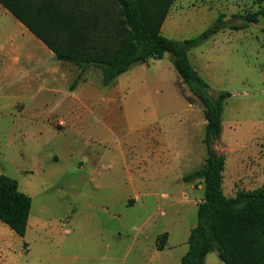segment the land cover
Wrapping results in <instances>:
<instances>
[{"label":"rangeland","instance_id":"rangeland-1","mask_svg":"<svg viewBox=\"0 0 264 264\" xmlns=\"http://www.w3.org/2000/svg\"><path fill=\"white\" fill-rule=\"evenodd\" d=\"M263 8L173 0L162 27L183 41L225 15L189 60L213 95L231 94L214 146L228 197L264 190V15L240 17ZM80 74L19 24L0 35V176L32 198L24 238L0 221V262L181 264L204 198L202 181L185 180L206 159L203 106L170 54L109 86L94 67ZM205 264L224 263L212 252Z\"/></svg>","mask_w":264,"mask_h":264},{"label":"trees","instance_id":"trees-1","mask_svg":"<svg viewBox=\"0 0 264 264\" xmlns=\"http://www.w3.org/2000/svg\"><path fill=\"white\" fill-rule=\"evenodd\" d=\"M173 0H0V4L41 41L58 61L80 71L101 72L109 86L136 64L171 55L182 82L203 106L206 121L204 164L185 180H200L204 198L198 204L197 225L188 238L181 264H205L217 252L224 264H264V190L224 193L226 158L215 149L222 133L227 91L212 88L195 70L189 52L225 29L222 14L200 35L177 41L163 35L162 27ZM264 8L240 15L257 23ZM242 29V28H236ZM32 210V198L19 190L18 181L0 176V221L24 238ZM0 264H2L0 262Z\"/></svg>","mask_w":264,"mask_h":264},{"label":"crops","instance_id":"crops-1","mask_svg":"<svg viewBox=\"0 0 264 264\" xmlns=\"http://www.w3.org/2000/svg\"><path fill=\"white\" fill-rule=\"evenodd\" d=\"M0 23L4 26L0 31V35L7 34L9 35L11 31L17 29V25L19 24L23 31H27L31 35H33L22 23H20L10 12H8L1 4H0ZM7 26L5 27V25ZM8 27V29H6ZM8 30V31H7ZM34 36V35H33ZM41 42V41H40ZM42 43V42H41ZM43 44V43H42ZM44 45V44H43ZM194 228V227H193ZM186 253V252H185ZM207 259V258H206Z\"/></svg>","mask_w":264,"mask_h":264}]
</instances>
